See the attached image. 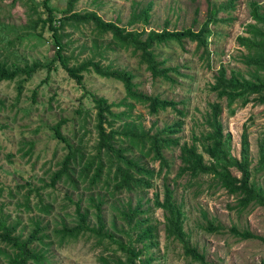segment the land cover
Wrapping results in <instances>:
<instances>
[{"label":"rangeland","instance_id":"1","mask_svg":"<svg viewBox=\"0 0 264 264\" xmlns=\"http://www.w3.org/2000/svg\"><path fill=\"white\" fill-rule=\"evenodd\" d=\"M68 1L51 0L50 6L55 9L57 21L64 18ZM250 1L237 0L235 9L219 11L217 18L221 21L211 25L214 34L209 39V55L206 54L205 58H201L204 50H198L196 44L189 41L182 45L172 42L156 47L160 60L179 69L180 75L176 76L175 83L153 79L146 66L139 62L138 53L117 46L111 34H101L92 25L79 26L62 19L64 26L59 33L63 54L71 57L72 65L94 58L104 66L131 71L140 91L178 102V110L168 109L155 115L146 106L137 104L132 120L143 122L154 132L165 125H177L176 137L180 138L181 145L191 143L194 134L208 131L205 118L210 111V103L219 101L210 87L221 66L228 71H239L248 78L254 72V68L242 63L248 51L237 41L238 36H245L246 25L253 22ZM43 2L0 0V56L3 61L21 65L26 61H52L58 48L48 27L38 21L40 17L42 20L47 17ZM226 2L228 0H80L75 11L96 12L107 22H120L128 30L141 31L142 25L129 26V21L134 11L152 3L151 24L145 27L147 32L161 31L167 24L170 31L186 28L199 31L210 7L219 8ZM18 83L19 79L0 84V216L5 215L10 223L18 225L17 234L23 233L24 237L36 222L42 223L46 237L34 247L45 252L44 264H105L104 258L117 264V258L125 259L123 251L108 239L100 240L91 234L78 239H62L58 235L57 230L64 225L75 224V203L78 201L84 209H89L91 225H96L95 210L90 204L92 196L105 199L103 209L107 230L124 240H127L130 229L121 212L128 203L135 205L142 198L145 209L150 208V223L157 228L154 243L143 249L142 258L151 257V264H186L181 245L166 238L162 210L153 207L154 194L163 192L164 176L175 187L177 201L185 212V230L193 244L206 254L208 264L264 262V242L240 239L230 232V228L235 226L241 232L248 231L264 238V208L249 206L241 209L238 198L209 177L178 178L181 165L178 147L165 151L170 168L164 169L162 176L153 180V188L145 191L112 195L108 169H105L102 181L92 186L80 177L85 160L80 162L79 158L72 163L75 183L63 178L54 188L46 187L52 175L61 169L76 148L82 149L86 158L95 154L97 112L92 95L104 97L118 106L125 99V89L122 83L93 72L85 73L83 84L79 85L58 63L50 73L47 69L35 73L24 84L21 93ZM220 102L225 133L232 135V153L240 158L242 135L246 131L252 159L250 183L264 190V172L256 169L264 142V105L256 100L245 107L237 103L232 107L236 109L235 113L231 114L227 101ZM117 106L113 108L114 113L125 110V107ZM62 119L67 120L62 128L67 142L59 140L53 131ZM115 125H121V121L116 120ZM135 155L141 154L136 151ZM205 158L209 160L207 155ZM144 162L159 171V162L151 158ZM232 172L240 176L236 170ZM43 206H49L50 212L43 211ZM208 221L222 225L223 229L208 233L205 231ZM143 245L137 244L139 248ZM12 252V248L0 240V264H9Z\"/></svg>","mask_w":264,"mask_h":264},{"label":"trees","instance_id":"2","mask_svg":"<svg viewBox=\"0 0 264 264\" xmlns=\"http://www.w3.org/2000/svg\"><path fill=\"white\" fill-rule=\"evenodd\" d=\"M79 1H68L63 21L79 26L92 25L101 34H111L114 44L121 48L133 49L136 54H139V62L146 66L153 79L171 83L177 82L176 76L180 75L179 69L167 66V61L160 60L156 53V47L172 42L182 45L189 41L195 43L198 50H204L201 58H205L206 54L209 55V39L214 34L211 25L221 21L217 18L219 11L233 10L237 3V0H228L219 8L212 5L208 10L207 19L199 31H195L193 28L170 31L167 24L161 31L147 32L145 27L151 24L152 3L132 14L129 26L142 25L144 28L140 31L138 29L128 30L127 27L120 25V22H107L96 12H76L75 6ZM50 2L51 0H44L43 6L47 17L44 20L40 17L38 21H42L44 27H48L55 46L58 48L52 61L49 63L26 61L21 65L3 61L0 56V84L19 79L18 90L21 93L24 84L32 79L35 73L44 69L50 73L58 63L79 85L83 84L85 73L93 72L102 78L114 79L122 83L126 96L117 106L109 103L104 97L92 95L97 112L95 154L86 158L84 151L76 148L62 164L61 169L52 175L50 183L46 184V187L54 188L63 178H68L72 183H75L72 163L79 158L80 162L85 160L80 169V177L88 180L92 186H96L102 181L105 169H108L112 195L122 192L131 193L136 190L145 191L153 188V180L156 177H161L164 169L170 168L165 151L178 147L181 162L178 178L209 177L220 188L236 196L238 207L241 209H246L249 206L264 208V190L254 183H250L252 159L249 135L244 131L240 158L235 157L232 153V135L225 133L222 123L223 106L220 102L227 101L231 114L235 113L236 109L232 107L237 103L245 107L256 100L259 104L264 105V2L260 3L254 0L249 2L250 16L253 22L246 25L245 36L240 35L237 38L239 46L248 51L242 58V63L248 68H254V72L250 73L251 77L248 78L239 71H228L225 66H221L215 76L214 84L210 87L211 92L216 94L219 101L210 103V111L205 118L208 131L200 135L194 134L192 142H186L183 145L180 143V138L176 137L177 125H165L154 132L153 129H147L143 122L132 120L133 110L137 104L146 106L149 112L155 115L168 109L178 110V102L140 91L138 84L135 83L136 76L131 71L115 69L111 65L104 66L94 58L80 64H71V57L63 54L62 38L59 33L64 26L63 21L62 19L57 21L54 14L55 9L50 6ZM38 21L34 22V29ZM207 61L210 66V57L207 58ZM115 106H123L125 110L116 114L113 111ZM116 120L121 121V125L116 126ZM65 123L67 120L62 119L53 127L55 136L63 142H67L62 133ZM136 151L141 155L136 156ZM205 155L209 157V160H206ZM146 158L159 162V171L145 163ZM256 169L264 172V142L261 144ZM233 170L239 172L240 176H235ZM163 181V192L154 194L153 207L163 212L166 238L181 245L183 255L187 260L186 264H208L206 254L193 244L190 235L185 230V212L177 201L175 187L168 182L167 176H164ZM149 202L150 200H148ZM90 204L95 210L96 225H91L89 209H84L81 201H78L75 203V224L64 225L60 230H57L62 239H78L85 234H91L100 240H110L123 251L125 259L117 258V264L152 263L151 257L142 258V256L143 249L149 248L154 243L157 228L150 223L148 215L150 208L145 209L142 198H139L135 205L131 202L128 203L121 212L123 220L130 229L127 240L107 230L103 209L106 201L102 196H92ZM42 209L46 213L50 212L49 206H43ZM220 229H223L222 225H215L210 221L205 227V231L208 233H215ZM17 230L18 225L10 223L5 215L0 216V240L13 250L9 255V264H44L46 261L45 252L34 247L35 243L43 242L46 237L42 223L36 222L26 237L23 233L17 234ZM230 232L240 239H258L264 242L263 237L248 231L241 232L235 226L230 228ZM138 243H143V248H139ZM103 261L105 264H115L105 258Z\"/></svg>","mask_w":264,"mask_h":264}]
</instances>
